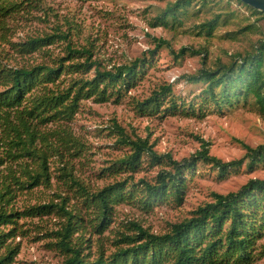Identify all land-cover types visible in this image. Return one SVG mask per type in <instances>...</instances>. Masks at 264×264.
I'll return each instance as SVG.
<instances>
[{
  "label": "trees",
  "instance_id": "obj_1",
  "mask_svg": "<svg viewBox=\"0 0 264 264\" xmlns=\"http://www.w3.org/2000/svg\"><path fill=\"white\" fill-rule=\"evenodd\" d=\"M36 1L0 0V19ZM233 1L264 16V12L239 0H228ZM212 2L216 0L167 3L151 25L167 27L181 22L182 16L196 3L200 8ZM196 11L198 9L193 12ZM221 18L222 13H214L199 27L210 37ZM2 26L3 23L0 28H4ZM55 36L51 33L12 42L2 34L0 41L25 53L53 43ZM59 36L66 40L65 34ZM154 45L148 50L150 56L162 46L169 47L175 58L185 53L201 55V67L185 77L189 82L204 85L199 94L188 101L181 97L177 100L170 83L162 85L137 102L141 114L181 112L202 117L210 110L222 111L249 103L258 106L264 114V38L259 39L251 51L230 53L228 61L217 58L211 66L207 65L206 48L182 46L174 51L161 37L154 38ZM68 50L67 56L53 60L52 64L11 65L2 61L4 54L0 49V264H11L19 252L20 241L14 239L25 232L20 218L49 214L60 220L49 235L52 238L49 244L62 255L61 264H253L262 258L264 244L258 241L264 236V178L257 177L248 179L236 190L212 192V201L199 205L189 217L173 222L162 233L152 232L136 220L127 221L124 229L115 231L114 249L105 252L100 235L110 228L115 205L135 201L149 207L165 196H172L180 203L186 174L193 173L198 163L211 165L219 176L239 168L245 160L247 167L253 168L264 161V144L252 147L238 140L245 150L244 155L223 161L210 154L209 141L198 137L199 148L188 157L176 160L170 153L156 152L146 138L131 139L114 122L111 128L117 138L131 149L128 155L118 159L115 170L137 171L145 158L150 165L164 167L153 180L116 181L92 190L74 175V166L69 160L82 154V145L66 131L62 121H72L83 99L104 102L112 96H120L144 73L150 59L137 58L130 64L100 69L89 50L70 47ZM7 54L5 52V56ZM74 55L84 56L83 61H74ZM92 69V76L73 75ZM53 159L60 163L58 176L62 184L73 190L80 204L70 206V197L57 193V200L24 205L22 209L16 206L14 200L19 192L39 185L51 187L49 165ZM81 208L90 212L88 225H84ZM85 230L98 236L95 239L97 251L93 254L90 251L92 240L85 237Z\"/></svg>",
  "mask_w": 264,
  "mask_h": 264
},
{
  "label": "rangeland",
  "instance_id": "obj_2",
  "mask_svg": "<svg viewBox=\"0 0 264 264\" xmlns=\"http://www.w3.org/2000/svg\"><path fill=\"white\" fill-rule=\"evenodd\" d=\"M173 1L37 0L28 8L0 19V25L3 23L4 27L0 28V35L5 34L12 42H22L44 34L57 35L53 43L25 53H19L9 43L0 41L4 54L1 59L11 65L52 64L53 60L67 56L69 47L89 50L92 60L99 63L100 69L130 64L137 58L150 59L144 73L120 96H112L104 102H96L93 98L83 99L72 121H62L66 131L71 132L82 145V154L69 160L73 163L74 175L92 190L116 181L138 183L141 178L153 180L164 167L150 165L145 158L137 171L115 170L118 159L128 155L131 149L117 138L111 128L114 122L131 139L146 138L156 152L170 153L176 160L188 157L199 148L198 137L209 141L210 154L223 161L244 155L245 150L238 140L252 147L264 144V114L255 104L223 108L222 111L210 110L202 117L181 112L169 115L161 112L141 114L137 110V102L167 83L172 85L177 100L181 97L185 101L198 95L204 85L202 82H189L185 77L201 67V55L185 53L175 58L169 47L162 46L150 56L148 50L154 48V38L166 39L174 51L182 46L206 48L209 66L217 58L228 61L230 53L251 51L255 43L264 38V16L228 0H216L200 8L196 3L182 16L181 22L167 27L152 26L154 17ZM218 12L222 13V18L213 35L208 37L199 25ZM61 34L66 35V40L60 38ZM5 52L8 53L6 56ZM73 57L74 61H83L84 58L80 55ZM73 75L92 76L93 69ZM246 162L225 176H219L217 169L209 164L198 163L193 173L186 174V186L180 203L172 196H165L149 207L135 201L115 205L113 222L100 235L105 252L114 249L115 231L124 229L127 221L136 220L150 231L162 233L173 222L189 217L199 205L212 201V192L226 193L238 189L250 178H264V161L253 168H248ZM59 166L56 159L51 160V187L39 185L30 191L23 190L17 194L14 204L22 209L24 205L57 200V193L69 196L70 206L80 204L73 190L62 184L58 176ZM81 209L84 225H88L90 212ZM19 221L24 223L25 232L14 239L20 241V248L11 264H61L62 255L49 244L52 241L49 235L60 222L58 217L49 214L20 218ZM83 233L91 238L90 251L95 253L98 246L95 239L98 236L89 234L87 230ZM258 243L264 244V236ZM253 264H264V256Z\"/></svg>",
  "mask_w": 264,
  "mask_h": 264
},
{
  "label": "water",
  "instance_id": "obj_3",
  "mask_svg": "<svg viewBox=\"0 0 264 264\" xmlns=\"http://www.w3.org/2000/svg\"><path fill=\"white\" fill-rule=\"evenodd\" d=\"M239 1L243 2L244 4L254 9L264 12V0H239Z\"/></svg>",
  "mask_w": 264,
  "mask_h": 264
}]
</instances>
